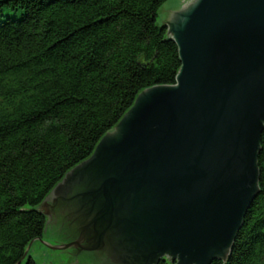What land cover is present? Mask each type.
<instances>
[{"label": "water", "instance_id": "water-1", "mask_svg": "<svg viewBox=\"0 0 264 264\" xmlns=\"http://www.w3.org/2000/svg\"><path fill=\"white\" fill-rule=\"evenodd\" d=\"M159 14L176 82L141 91L52 190L43 239L25 250L37 264L229 257L258 192L264 0H169Z\"/></svg>", "mask_w": 264, "mask_h": 264}, {"label": "trees", "instance_id": "trees-1", "mask_svg": "<svg viewBox=\"0 0 264 264\" xmlns=\"http://www.w3.org/2000/svg\"><path fill=\"white\" fill-rule=\"evenodd\" d=\"M167 1L0 0V264H35L25 250L52 190L141 91L175 84ZM259 145L258 192L227 261L210 264H264V132Z\"/></svg>", "mask_w": 264, "mask_h": 264}, {"label": "rangeland", "instance_id": "rangeland-1", "mask_svg": "<svg viewBox=\"0 0 264 264\" xmlns=\"http://www.w3.org/2000/svg\"><path fill=\"white\" fill-rule=\"evenodd\" d=\"M168 1H169V0H168ZM168 1H167V2H168ZM167 2H166V3H167ZM166 3L161 7V9H163V7L166 5ZM161 9H160V10H161ZM160 10H159V11H160ZM165 27L167 28V26H165ZM44 215H45V214H44ZM29 257L34 261L35 264H37V258H36L34 255H29ZM162 260L165 261V259H162ZM177 262H178V258H176L175 260L172 261L173 264H176Z\"/></svg>", "mask_w": 264, "mask_h": 264}]
</instances>
